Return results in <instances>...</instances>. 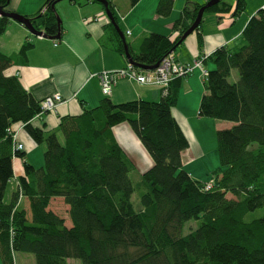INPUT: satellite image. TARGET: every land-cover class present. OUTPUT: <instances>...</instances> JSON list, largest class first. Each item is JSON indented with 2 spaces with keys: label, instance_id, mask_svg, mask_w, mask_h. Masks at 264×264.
<instances>
[{
  "label": "trees",
  "instance_id": "1",
  "mask_svg": "<svg viewBox=\"0 0 264 264\" xmlns=\"http://www.w3.org/2000/svg\"><path fill=\"white\" fill-rule=\"evenodd\" d=\"M60 1L46 0L29 18L50 39L62 34L56 11ZM129 1L132 6L140 2ZM10 3L0 0V8L10 12ZM173 5V0H160L158 14L169 16ZM246 5L247 0H236L234 14H242ZM109 7L118 25L111 1ZM201 7L185 6L173 26L179 33L176 39L150 34L136 49L127 41L134 68L142 72L137 66L153 67L174 53ZM231 8L221 0L206 13ZM10 20L1 16L0 35ZM107 27L112 35L107 42L124 56L119 32L111 22ZM30 47L22 46L20 54ZM209 58L215 69L204 80L199 116L234 126L217 131L221 166L212 173L208 190V182L195 180L183 166V153L190 143L173 109L184 78L171 81L165 95L161 89L158 102L115 104L102 92L104 99L98 106L63 117L56 131L45 132L32 125L41 102L17 77L5 76L13 60L0 52L2 264H17V253L32 254L37 264H69L72 259L81 264H264V212L248 220L252 213L264 211V9L251 17L233 49L222 47ZM122 123L130 125L153 160L137 184L130 177L136 167L113 133ZM16 124L24 125L35 143L45 146L44 164L35 168L25 162L24 174L8 201L14 177L12 158L26 157L14 151L11 128ZM135 193L139 210L132 201ZM56 198L69 207L72 227L50 209ZM191 220L200 224L184 234Z\"/></svg>",
  "mask_w": 264,
  "mask_h": 264
},
{
  "label": "crops",
  "instance_id": "2",
  "mask_svg": "<svg viewBox=\"0 0 264 264\" xmlns=\"http://www.w3.org/2000/svg\"><path fill=\"white\" fill-rule=\"evenodd\" d=\"M109 1L114 6V14L120 30L136 49L140 41L150 34L178 38L179 33L174 31L173 26L185 6L188 3L203 6L209 0H173L172 12L166 17L158 14L160 0H140L134 6L129 0ZM45 2L46 0H11L9 10L32 18L42 9ZM227 4L232 6L229 12L204 14L199 29L189 35L174 51L173 54L178 62L190 64L199 57L207 55L203 68L206 72L214 70L215 64L209 57L222 47L233 49L251 17L257 13V10L264 8V0H247L246 10L236 16L234 14L236 0ZM56 11L62 21L61 39L35 36L23 24L13 20H10L6 31L0 35V52L11 56L13 60L11 66L5 70V76L17 77L23 88L39 102L56 94L63 98V102L54 112L42 114L40 112L33 119L32 125L45 132L56 131L63 117L78 116L84 112L85 108L91 109L98 106L104 99V95L100 80L96 77L97 74L102 71L123 69L129 65L126 56L115 52L107 42L112 36L107 27L111 21L104 5L85 0L76 3L63 0L56 5ZM26 44H31V47L25 54H20L22 46ZM197 70L200 69H196L192 74L196 73V75L186 83H183L184 79L191 76L183 79L181 88V91L185 85L190 90L196 88V97L193 96L191 104L185 108H180L179 97L178 104L173 109V115L190 143V147L183 153L184 168L186 155L190 157V160H197L205 154L204 145L194 131L196 124L192 123L193 119L199 123L205 119L197 114L201 84L204 89L202 72ZM234 78L236 79L237 76L234 75ZM161 96L159 86L140 85L134 81L122 79L114 86L110 98L113 103L121 104L137 100L159 101ZM233 126V123L218 121L216 129L219 131ZM11 131L15 135V144L23 145L22 153L26 157L25 159L16 156L12 158L14 177L7 190L8 201L16 190L17 179L24 174L25 162L40 168L44 164L45 152V146L36 144L26 132L24 125L16 124L12 126ZM113 133L129 159L136 165L137 155L144 154V148L128 123L117 125ZM58 136L61 139L60 133ZM144 161L150 163L151 159L144 154ZM188 172L197 180L193 172ZM53 202L54 200L51 202L50 209L57 213L52 208ZM27 204L28 209L29 203ZM64 219H66V225L72 227L71 220L67 221L66 217ZM18 256L16 255L17 264H19ZM21 263L25 262L21 261ZM0 264H2L1 259Z\"/></svg>",
  "mask_w": 264,
  "mask_h": 264
},
{
  "label": "rangeland",
  "instance_id": "3",
  "mask_svg": "<svg viewBox=\"0 0 264 264\" xmlns=\"http://www.w3.org/2000/svg\"><path fill=\"white\" fill-rule=\"evenodd\" d=\"M225 1L227 3H229L232 0H225ZM259 10H257L256 12H258ZM199 71L202 72L201 69L197 70V72H199ZM195 75H196V73H195ZM195 75H191V77L185 78L183 83H186L187 80L194 77ZM232 80H233V78H232ZM201 87H202V90L200 92L201 95L199 93L200 102H201V98H202L203 93H204V89H203L202 84H201ZM196 95H197L196 88H194V90H190L189 88H187L186 85L183 86V89H182L181 95H180V108L188 107L191 104V100H192L193 96L196 97ZM151 102H158V101H151ZM197 102L198 101H196V103ZM200 102H198L199 105H200ZM197 114H199V112H197ZM192 123L196 124L194 131L204 145V153L205 154L197 160H190V157L188 155H186V157H185L186 165H185L184 169L187 172L188 171L193 172L195 174V176H197V177H195L197 180L209 183V181L211 180V177H212V173L214 171H216L218 168H220V166H221L219 156H218V152H217L218 142H217L216 124L218 123V120L205 118L202 120V122L199 123L193 119ZM129 127H130V125H129ZM134 135H135V133H134ZM142 147H143V145H142ZM143 153L145 155H147V157H149V159H151V162L145 163L144 154L137 155L136 165H135L136 169L130 173L131 180L133 181L134 184H137L141 180V174L145 173L147 170H149L153 166V160L145 148L143 150ZM18 160L20 161L21 159H18ZM7 199H8V196L6 197V200ZM132 201L134 203L136 210H139L141 208V205H140V202L137 198V193H135L133 195ZM24 207H26V208L28 207L26 200H24ZM67 207L68 206L65 204V202L63 201L62 198L54 199V202L52 204V208L57 212V214L68 218L67 221H70V216L68 213L69 207L68 208ZM263 212H264L263 210H258L255 213H252L251 216L248 217V220H251L252 218L261 217L263 215ZM199 224L200 223L197 220L189 221L188 223H186V226L184 228V234H188L189 232H191V230L197 229ZM16 255L17 256L19 255L18 256L19 257L18 258L19 264H37L35 261V258L32 254L17 253ZM29 257H31V258H29ZM21 261H24L25 263H21ZM69 264H81V261L72 259L69 261Z\"/></svg>",
  "mask_w": 264,
  "mask_h": 264
},
{
  "label": "built area",
  "instance_id": "4",
  "mask_svg": "<svg viewBox=\"0 0 264 264\" xmlns=\"http://www.w3.org/2000/svg\"><path fill=\"white\" fill-rule=\"evenodd\" d=\"M207 59V55H203L196 59L193 63L183 64L176 60L173 53L166 56L155 70L137 71L132 65H128L123 69L102 71L97 75L100 80L102 92L106 96H111L114 86L119 80L127 79L134 81L140 85L159 86L163 94L167 93L169 84L175 78H185L191 76L196 69L202 70V77L205 80L207 72L203 68V63ZM63 102L61 95L56 94L49 96L41 101V114L45 112H54L57 106ZM23 149V145H16L15 150L19 152ZM212 183L206 184V189H211Z\"/></svg>",
  "mask_w": 264,
  "mask_h": 264
},
{
  "label": "water",
  "instance_id": "5",
  "mask_svg": "<svg viewBox=\"0 0 264 264\" xmlns=\"http://www.w3.org/2000/svg\"><path fill=\"white\" fill-rule=\"evenodd\" d=\"M94 1H98L99 3H101L102 5H104L105 7V11H106V14L108 16V18L110 19L111 23L115 26V28L117 29V31L119 32L121 38H122V41L124 42V45H125V56L129 62L130 65L132 66H136L134 61L132 60V57L129 53V48H128V45H127V40H126V36L124 35V33L120 30L119 26L116 24L115 22V19H114V15L113 13L111 12V9L109 7V1L108 0H94ZM221 0H209L205 5H203L200 10H199V13L197 15V18L195 20V22L193 23V25L190 27V29H188L181 37L180 39V42L179 44H181L184 40H186V38L191 35L192 33H194L197 29H199L201 23H202V20H203V17H204V14L206 13L207 10H209L210 8H212L213 6L217 5L220 3ZM0 15L1 16H5L13 21H16V22H19L21 24H23L25 27L28 28V30L30 31V33H32L33 35L35 36H39V37H44V38H48L46 36V33L44 31H39V30H36L32 24V21L25 17V16H22L18 13H13V12H5L3 11L1 8H0ZM61 18L60 16L58 15V24H59V27H61ZM61 36L62 34L59 33V35L55 38V39H61ZM50 39V38H49ZM176 49V48H175ZM175 49L172 51L174 52ZM160 65L157 64L153 67H148V66H137L139 67L140 69L142 70H155L158 66Z\"/></svg>",
  "mask_w": 264,
  "mask_h": 264
}]
</instances>
